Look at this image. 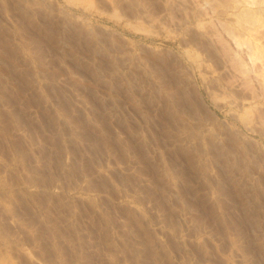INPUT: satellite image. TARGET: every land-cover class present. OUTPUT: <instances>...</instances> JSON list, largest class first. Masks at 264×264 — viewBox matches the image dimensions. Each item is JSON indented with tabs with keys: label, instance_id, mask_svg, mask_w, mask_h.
Masks as SVG:
<instances>
[{
	"label": "rangeland",
	"instance_id": "obj_1",
	"mask_svg": "<svg viewBox=\"0 0 264 264\" xmlns=\"http://www.w3.org/2000/svg\"><path fill=\"white\" fill-rule=\"evenodd\" d=\"M187 1L0 0L4 264H264V0Z\"/></svg>",
	"mask_w": 264,
	"mask_h": 264
},
{
	"label": "bare ground",
	"instance_id": "obj_2",
	"mask_svg": "<svg viewBox=\"0 0 264 264\" xmlns=\"http://www.w3.org/2000/svg\"><path fill=\"white\" fill-rule=\"evenodd\" d=\"M33 1V0H32ZM43 1V0H42ZM173 2H175V1H180L181 3H184V2H188L187 0H172ZM213 1V0H212ZM215 1V0H214ZM36 2H38V1H36ZM39 3V2H38ZM38 3H36V4H38ZM40 4V3H39ZM216 4V3H215ZM217 5V4H216ZM134 14H136V13H134ZM247 15V14H246ZM249 17V16H248ZM207 32H208V34H210V33H213V30L211 29V28H208V30H207ZM231 32V31H230ZM235 36V35H234ZM239 37V36H238ZM218 41H220L221 42V44L222 43H225V44H222L221 46H222V48H221V50L223 51L222 52V54H223V56H225V58L227 59L228 58V56L232 59L233 58V55H228V54H231V49L232 48H230V45H229V43L226 41V39H224L221 35H219L218 36ZM244 43H246V41L244 42V41H242V40H238L237 42H236V44H237V46L239 47L237 50H236V48H235V55H236V57H235V55H234V57L236 58V64H237V66L239 67V69L240 70H243L244 71V73H247L249 70H248V67H247V63H246V60L244 59V57H243V50H244V48H243V45H244ZM213 46H215V48L217 49V51H218V47H216V45H214V44H212ZM210 47H211V45H209ZM233 46V45H232ZM234 47V46H233ZM212 48V47H211ZM216 49H214L215 51H216ZM254 50V47L253 46H250L249 45V47H248V51L250 52V54H251V56H252V53L254 52L253 51ZM212 52H214V51H212ZM233 52H234V49H233ZM212 54H214V53H212ZM250 57V56H249ZM229 58V59H230ZM228 61V60H227ZM235 61V60H234ZM233 61V62H234ZM248 76V75H247ZM250 76V75H249ZM2 185V184H1ZM14 194V193H13ZM0 233H2V232H0ZM6 233V232H5ZM2 238H4L3 237V235L1 236ZM2 238H0V239H2ZM10 239V238H9ZM8 251V250H7ZM11 251V250H10ZM10 254V253H9ZM4 259V255H1V253H0V264H1V262H2V260ZM3 264L5 263V261H3L2 262ZM7 263V262H6ZM8 264V263H7Z\"/></svg>",
	"mask_w": 264,
	"mask_h": 264
}]
</instances>
